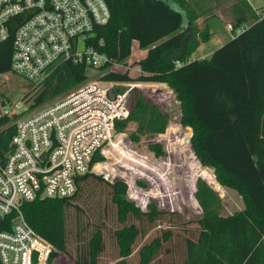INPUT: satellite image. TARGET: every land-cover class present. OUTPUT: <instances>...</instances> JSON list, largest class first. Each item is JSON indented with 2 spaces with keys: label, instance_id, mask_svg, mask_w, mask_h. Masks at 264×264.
I'll list each match as a JSON object with an SVG mask.
<instances>
[{
  "label": "trees",
  "instance_id": "1",
  "mask_svg": "<svg viewBox=\"0 0 264 264\" xmlns=\"http://www.w3.org/2000/svg\"><path fill=\"white\" fill-rule=\"evenodd\" d=\"M111 12L110 23L97 27L92 43L99 46L112 62L126 63L132 44L138 42L147 51L140 62L137 80L128 75L111 73L113 82L166 84L181 106V124L193 131L191 148L206 169L223 187L238 193L245 209L223 217L219 194L202 178L196 182L195 197L202 209L197 239H186L187 257L181 264H264V17L258 15L247 0L234 8L235 25L253 23L244 34L231 39L207 59L191 61L199 46L211 39L195 27L198 18L188 0H106ZM14 29L11 38L0 43V74L11 69ZM86 80L83 67L60 65L43 83L36 103L42 105L72 90ZM149 87V86H148ZM135 123L131 138H154L166 133L170 115L144 96L138 95L129 119L118 124L124 131ZM151 151L164 156L160 145ZM90 178L79 181L76 195L64 200L27 203L23 211L27 222L64 253L71 254L75 245L77 264H99L105 249L101 230L94 232L87 247H78L69 230L71 200ZM104 182V181H103ZM112 201L118 208L121 223L130 216L155 222L162 213L153 205L142 212L127 201L125 184H108ZM139 230L131 225L116 232L121 258L134 252ZM154 239L139 250L141 264H152L171 239Z\"/></svg>",
  "mask_w": 264,
  "mask_h": 264
},
{
  "label": "built area",
  "instance_id": "2",
  "mask_svg": "<svg viewBox=\"0 0 264 264\" xmlns=\"http://www.w3.org/2000/svg\"><path fill=\"white\" fill-rule=\"evenodd\" d=\"M111 19L106 0H0V43L14 29L11 69L0 74V264H57L65 255L27 222L25 204L72 198L82 177L106 173L137 196L138 180L119 168L149 177V157L118 129L130 117L132 92L148 85L108 81L122 63L92 43ZM252 24L227 22L226 30L235 39ZM64 63L83 67L85 82L38 105L43 83ZM22 80L28 89H16ZM117 156L123 162L108 173Z\"/></svg>",
  "mask_w": 264,
  "mask_h": 264
},
{
  "label": "rangeland",
  "instance_id": "3",
  "mask_svg": "<svg viewBox=\"0 0 264 264\" xmlns=\"http://www.w3.org/2000/svg\"><path fill=\"white\" fill-rule=\"evenodd\" d=\"M241 0H188L192 9L198 15L195 21V27L202 33H206V28L213 33V39L200 49L213 54L216 50L228 43L232 36L226 30V23H235L233 8ZM255 10L264 9V0H247ZM201 51L198 53L201 54ZM144 50L138 42L132 44L131 56L126 63L121 64L115 72L122 75H128L131 79L137 80L141 75L140 62L142 61ZM196 55L194 59H198ZM16 84V89H28L26 81L22 80L20 85ZM148 85L146 88H136L130 98L131 109L134 107L138 95L144 96L147 100L158 105L163 112L170 115V123L163 140L160 135L154 138L142 137L139 141L131 138L132 133L137 130L135 123H130L124 130L127 141L135 143L136 149L140 154L149 157L152 164V170L146 181L140 180V173L134 166L119 168L121 174H127L138 180V184L132 192L139 195L130 197L129 193L126 199L134 203L142 212H148L149 206H155L161 213L155 222L148 221L147 218L137 220L133 216L121 223L118 216V208L112 201L111 190L108 184H117L111 176L95 175L102 177L103 181L90 178L81 186L79 194L69 205L70 222L69 230L74 237H78L76 245L78 247H87L89 239L94 232L101 230L105 249L99 259V264H141L139 250L144 245L150 244L154 239L164 240L165 233H172L171 239L163 242V247L152 264H181L187 257L186 239H197L199 234L198 220L202 217V209L195 197L196 182L199 177L208 182V184L219 194L223 206L221 215L228 217L241 212L245 209L242 197L227 188H223L216 177L208 169L204 168L191 145L186 143V139L192 138L193 131L185 128L181 124V106L176 95L171 92L169 87H163L160 84L141 83ZM140 87V86H138ZM166 144V152L164 147ZM152 145H160L164 156L158 157L151 151ZM120 159V157H116ZM113 163V159L108 161ZM114 181V183H112ZM125 184V183H122ZM127 185V184H125ZM128 187V185H127ZM129 189V188H128ZM134 225L139 230V235L134 244V252L127 258H121L120 248L116 241V232ZM71 254L65 253L58 259L57 264H77L76 256L78 252L75 245L71 247Z\"/></svg>",
  "mask_w": 264,
  "mask_h": 264
},
{
  "label": "crops",
  "instance_id": "4",
  "mask_svg": "<svg viewBox=\"0 0 264 264\" xmlns=\"http://www.w3.org/2000/svg\"><path fill=\"white\" fill-rule=\"evenodd\" d=\"M212 39H213V33H212V31H211V39H210V41L208 42V43H210L211 41H212ZM208 43H204V44H201L200 46H199V48H198V50L192 55V57H191V61H195L196 59H194V57L198 54V55H200V57L197 59V60H203V59H207V58H209V57H211L213 54H209L207 51H206V53L205 52H202L200 49H202V46L203 45H205V44H208ZM224 46V45H223ZM199 51H201V54L200 53H198ZM144 54L145 55H143V58H142V60L143 59H145L146 57H147V54H148V52L147 51H144ZM168 87V86H167ZM166 87V88H167ZM171 92L173 93V91L171 90Z\"/></svg>",
  "mask_w": 264,
  "mask_h": 264
},
{
  "label": "bare ground",
  "instance_id": "5",
  "mask_svg": "<svg viewBox=\"0 0 264 264\" xmlns=\"http://www.w3.org/2000/svg\"><path fill=\"white\" fill-rule=\"evenodd\" d=\"M119 162H120V159L114 158L113 159V163L108 166V168H109L108 173H111V172H112V174L117 173L116 172L117 169L115 167L119 166ZM121 162H123V161L121 160Z\"/></svg>",
  "mask_w": 264,
  "mask_h": 264
},
{
  "label": "water",
  "instance_id": "6",
  "mask_svg": "<svg viewBox=\"0 0 264 264\" xmlns=\"http://www.w3.org/2000/svg\"><path fill=\"white\" fill-rule=\"evenodd\" d=\"M160 85L163 86V87H167L166 84H160ZM186 143H187V144H190V143H191V138L186 139ZM208 171H209L211 174L214 175V170H213V169H208ZM198 179H199V177H196V178H195V182H197Z\"/></svg>",
  "mask_w": 264,
  "mask_h": 264
}]
</instances>
